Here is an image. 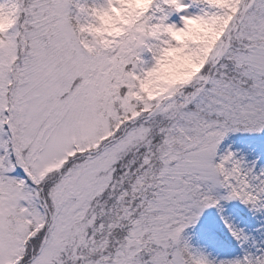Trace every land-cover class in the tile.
Instances as JSON below:
<instances>
[{
    "label": "snow or ice",
    "instance_id": "obj_1",
    "mask_svg": "<svg viewBox=\"0 0 264 264\" xmlns=\"http://www.w3.org/2000/svg\"><path fill=\"white\" fill-rule=\"evenodd\" d=\"M135 4L0 0V264H264L221 205L264 217V0ZM166 51L197 70L149 92ZM211 208L238 254L185 235Z\"/></svg>",
    "mask_w": 264,
    "mask_h": 264
},
{
    "label": "clouds",
    "instance_id": "obj_2",
    "mask_svg": "<svg viewBox=\"0 0 264 264\" xmlns=\"http://www.w3.org/2000/svg\"><path fill=\"white\" fill-rule=\"evenodd\" d=\"M143 0H136L133 7L142 6ZM130 15L103 16V26L95 29L98 34L107 33L110 36H118L122 31V27L118 25L130 22ZM7 26V21H0V29ZM210 25L197 21H190L189 28L185 33L177 34L176 38L181 44L188 39H202L203 34L209 31ZM198 67L196 56L184 55L182 52L166 51L161 59V67L144 81V88L149 92H159L166 84L173 83L188 78Z\"/></svg>",
    "mask_w": 264,
    "mask_h": 264
},
{
    "label": "rangeland",
    "instance_id": "obj_3",
    "mask_svg": "<svg viewBox=\"0 0 264 264\" xmlns=\"http://www.w3.org/2000/svg\"><path fill=\"white\" fill-rule=\"evenodd\" d=\"M243 140L244 138L242 137L238 138L237 143L234 144V147H239L240 145L244 147V144L241 142ZM210 216V209L205 210L198 223L194 227L187 229L185 235L190 237V243L193 246L202 249L206 253H209L212 257H216L218 259L232 257V255L228 256L227 253L225 254L224 251L217 245L215 236L211 230L212 217Z\"/></svg>",
    "mask_w": 264,
    "mask_h": 264
},
{
    "label": "trees",
    "instance_id": "obj_4",
    "mask_svg": "<svg viewBox=\"0 0 264 264\" xmlns=\"http://www.w3.org/2000/svg\"><path fill=\"white\" fill-rule=\"evenodd\" d=\"M231 207H235V208H242L244 207L243 205H241L238 201H231V203H229V205H226L225 208L227 210H229ZM234 210H237V209H234ZM220 218V216L218 217ZM261 222L264 224V217L261 218ZM255 237L259 240L261 239V234L260 233H256L255 234Z\"/></svg>",
    "mask_w": 264,
    "mask_h": 264
}]
</instances>
